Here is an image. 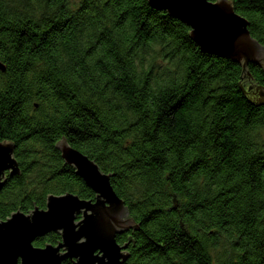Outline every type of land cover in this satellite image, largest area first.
Listing matches in <instances>:
<instances>
[{
	"label": "trees",
	"instance_id": "obj_1",
	"mask_svg": "<svg viewBox=\"0 0 264 264\" xmlns=\"http://www.w3.org/2000/svg\"><path fill=\"white\" fill-rule=\"evenodd\" d=\"M228 1L264 46V0ZM189 33L147 0H0V143L20 170L0 220L95 199L64 141L125 204V264H264V65L243 73Z\"/></svg>",
	"mask_w": 264,
	"mask_h": 264
},
{
	"label": "water",
	"instance_id": "obj_2",
	"mask_svg": "<svg viewBox=\"0 0 264 264\" xmlns=\"http://www.w3.org/2000/svg\"><path fill=\"white\" fill-rule=\"evenodd\" d=\"M147 2L152 9L164 11L188 27L190 38L202 52L232 60L243 73L249 64L264 65V46L251 37L248 21L228 0ZM0 72H5L1 63ZM245 77L251 81L248 73ZM57 149L95 199L84 200L70 193L50 195L45 209L36 208L27 215L18 211L0 220V264H63L67 260L73 264H125L129 259L127 246L118 244L116 237L135 225L114 192L110 176L66 142H60ZM14 153L12 143H0V192L7 174H20ZM49 233L59 234L61 240L56 246L33 245Z\"/></svg>",
	"mask_w": 264,
	"mask_h": 264
},
{
	"label": "rangeland",
	"instance_id": "obj_3",
	"mask_svg": "<svg viewBox=\"0 0 264 264\" xmlns=\"http://www.w3.org/2000/svg\"><path fill=\"white\" fill-rule=\"evenodd\" d=\"M75 2V0H73ZM78 1V0H77Z\"/></svg>",
	"mask_w": 264,
	"mask_h": 264
}]
</instances>
